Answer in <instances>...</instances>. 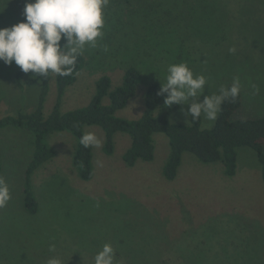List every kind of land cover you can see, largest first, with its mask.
<instances>
[{"label":"rangeland","instance_id":"obj_1","mask_svg":"<svg viewBox=\"0 0 264 264\" xmlns=\"http://www.w3.org/2000/svg\"><path fill=\"white\" fill-rule=\"evenodd\" d=\"M25 3L0 0V27L24 21ZM103 16V37L96 48L86 45L84 65L60 99L61 113L87 105L101 76L114 88L134 67L142 81L115 115L137 119L147 85L160 88L167 66L185 62L208 80L201 101L238 77L241 103L231 119L264 115V0H109ZM39 93L38 75L0 61V118L33 112ZM56 94L52 78L42 103L44 117L53 111ZM187 108L180 105L168 120L188 124ZM213 124L201 116V128ZM88 131L101 139L99 148L92 147L88 180L80 179L72 164L77 139L68 131L45 135L55 153L31 175L38 209L30 214L23 188L34 151L32 132L0 126L1 177L11 192L0 208V264H46L52 256L63 264H93L105 243L115 249L114 264H264V186L254 150L236 149L233 176L224 174L220 162L204 163L186 151L176 176L167 180L162 175L169 152L165 134H153L152 160L127 166L122 155L129 135L114 133L106 153L103 130L84 126Z\"/></svg>","mask_w":264,"mask_h":264},{"label":"trees","instance_id":"obj_2","mask_svg":"<svg viewBox=\"0 0 264 264\" xmlns=\"http://www.w3.org/2000/svg\"><path fill=\"white\" fill-rule=\"evenodd\" d=\"M84 65V58H77L76 66L71 75L59 76L49 73L38 76L40 82L39 102L37 108L28 114L0 118V126L13 125L25 127L32 132L34 151L25 170L23 188V206L26 212L33 214L38 209V202L31 186V175L43 163L54 156V150L46 143L45 135L50 131H68L76 139L77 145L72 155V164L80 179L92 177V147L84 148L80 137L84 134L83 127L99 126L105 136L104 152L112 150L114 133L129 135L130 145L124 151L122 159L127 166L137 160L150 161L154 156L153 134L161 132L168 138L169 152L162 167V175L171 180L176 176L182 154L193 153L201 162H220L224 174L233 176L236 172V149L247 146L254 150L261 166V178L264 186V115L252 119H231L232 114L240 107V93L235 101H225L217 119L209 129L201 128V117L189 123H172L168 115L179 106L164 104V96L157 95L159 86L151 82L144 92V110L137 119H124L115 115L117 110L124 108L133 97L142 81L140 71L134 67L125 70L121 83L111 88L110 79L101 76L95 83V92L89 103L84 107L61 113L58 110L60 99L65 88L76 80L78 71ZM21 87V71L15 75ZM54 79L56 87V104L48 117L42 115V103L49 89L50 80ZM230 86V85H229ZM107 102H104V99ZM1 156V155H0ZM2 168L0 162V177ZM174 264H200L192 261L178 260Z\"/></svg>","mask_w":264,"mask_h":264},{"label":"clouds","instance_id":"obj_3","mask_svg":"<svg viewBox=\"0 0 264 264\" xmlns=\"http://www.w3.org/2000/svg\"><path fill=\"white\" fill-rule=\"evenodd\" d=\"M108 3L109 0H26L25 20L10 27H0V61L4 64L14 62L24 73L31 71L40 77L49 73L71 75L86 45L96 48L103 37V9ZM103 50L107 51V46ZM229 51L234 52L235 48ZM165 80L157 92L164 96V104H187V116L199 119L203 115L210 122L217 119L225 101L236 100L241 89L239 78L234 77L230 86L221 85L217 93L204 95L201 101L199 98L208 80L203 74L194 75L185 62L170 63ZM80 143L84 148H99L101 139L95 132L88 131L80 137ZM10 199V188L0 177V208ZM49 251L55 252L54 244L49 245ZM114 259L115 249L105 243L95 254L93 264H114ZM46 264L63 262L52 256Z\"/></svg>","mask_w":264,"mask_h":264}]
</instances>
